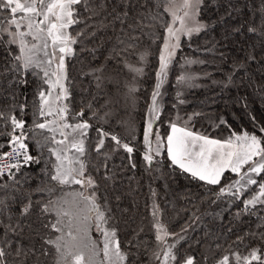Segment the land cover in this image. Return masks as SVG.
I'll return each instance as SVG.
<instances>
[{"label": "trees", "instance_id": "obj_1", "mask_svg": "<svg viewBox=\"0 0 264 264\" xmlns=\"http://www.w3.org/2000/svg\"><path fill=\"white\" fill-rule=\"evenodd\" d=\"M132 2L136 7L130 14L129 22L135 20L141 25L132 33L139 39L129 41L127 34L121 33L118 22L115 25L109 23L106 27H97L95 36L84 40L83 45L74 46L76 55L67 61L72 109L80 111L91 103L92 110L87 112V116L91 118L92 113L96 112L101 119H91L90 122L95 127H103L116 134L135 149L132 162L136 167H130L126 153H116L110 161L115 178L101 189L110 201L121 246L130 252L132 264H153V253L160 249L152 228L158 218L167 232L175 234L167 236L164 245H175L173 252L181 260L185 256H193L196 264H216L223 255L231 252L248 255L254 247L264 251V240L261 239L264 236V219H261L264 217V206L257 205L251 208L250 213L243 212L240 200L229 195L218 198L219 185H207L191 178L190 174L178 167H170L163 149L159 158L162 163L151 171L147 170L142 158L145 151L144 117L155 85L157 52L168 24L165 10L167 0ZM198 20L201 30L181 41L172 60L166 77L160 119L154 122L153 129L164 138L169 133L170 123L179 115L182 120L193 117L189 123L191 130L212 138L223 140L229 138L232 132L242 134L244 131L264 138V133L259 130V126H264V0H203ZM250 28L255 31H249ZM120 40L125 43L120 44ZM129 43L134 47L129 48ZM141 52L148 55L136 91L134 114L138 130L133 139H128L117 116L104 122L105 102L112 84H106L99 73L110 72L121 77L124 65L136 62ZM7 59L10 58L0 47V72ZM184 64L191 65L199 80L180 97L176 79ZM24 79L26 83L11 73L0 75V112L6 116L15 115L26 122L27 151L34 157H40V163H20L19 170L12 169L15 179L8 175L0 178V184L8 185L0 188V199L6 200L9 206L0 219L8 223L6 217L11 215V223L15 225L17 221L20 222L23 231L19 236L12 237L13 242L18 240L25 248L33 245L39 248L42 241L35 234V224L28 227L30 221H35V216L21 219L18 210L29 194L33 200L48 199V193H36L34 190L38 186L51 187L43 171L49 159L48 146L41 148L37 144L38 140L43 143L44 135L50 134L34 129V121L42 122L45 119L37 113L41 80L32 74ZM43 88L47 90V85H43ZM180 100L184 103L180 104ZM21 104L25 105L23 111L19 107ZM9 132L10 124L0 120V153L11 147ZM96 136L95 130H90L92 143ZM92 156V162L97 163L95 153ZM224 177L223 185L239 179L229 171L225 172ZM254 178L258 181L261 179L259 176ZM74 187L79 189L78 185ZM67 189H57L51 198L55 199ZM250 190L258 191V186L244 189L245 195L241 199L250 198ZM153 191L155 196L152 195ZM116 196L120 197L118 201ZM154 203L160 210L157 217L152 215ZM238 237L243 238V243H234ZM41 259L43 264H55L54 255ZM231 264H235V261Z\"/></svg>", "mask_w": 264, "mask_h": 264}, {"label": "snow or ice", "instance_id": "obj_2", "mask_svg": "<svg viewBox=\"0 0 264 264\" xmlns=\"http://www.w3.org/2000/svg\"><path fill=\"white\" fill-rule=\"evenodd\" d=\"M202 2L203 0H181L179 7L184 9L183 16H177L175 11L172 15L173 23L179 20L182 29L165 26L167 34L163 37L156 83L151 93L148 108L150 118L144 129L145 151L142 158L147 170L151 171L162 163L159 158L163 149L170 167H178L190 174L191 178L207 185H219L216 194L218 198L232 196L241 201L243 212L250 213L251 208L264 206V138L247 131L242 134L232 132L229 138L223 140L212 138L191 130V116L184 126L170 123V132L166 138L153 130L154 122L160 119V89L169 64L180 47V33L191 37L194 32L200 31L202 26L190 28L185 25V21ZM135 7L132 0H0V47L10 58L5 60L0 75L11 73L20 77L22 83L27 82L24 77L28 74L41 80L37 113L45 119L42 122L34 121V129L50 134L44 135L43 143L38 140L37 144L41 148L48 146L49 159L43 171L51 184V187L38 186L34 190L36 193H48V199L33 200L29 194L18 210L21 219L35 216V221H30L28 227L35 224V234L42 241L40 247L33 245L25 248L18 240L13 242L12 237L19 236L23 229L19 221L15 225L11 223L12 216L8 215V223L0 219V264H43L41 258L50 255L55 256V264H132L130 252L121 246L108 196L101 189L115 178L116 173L112 171L110 161L116 153H126L130 167H136L132 162L135 149L116 134L103 127H95L90 122L91 119H101L96 112L92 113L91 118L87 116V112L92 110L91 103L80 111L72 109L67 61L76 55L74 46L83 45L84 40L95 36L97 27H106L109 23L115 25L118 22L121 33L127 34L129 41L139 39L132 33L141 25L135 20L129 22ZM169 7L175 8L176 0H169ZM80 25L83 27H78ZM249 31L255 29L250 28ZM119 43L124 44L125 41L120 40ZM128 47L132 48L134 45L129 43ZM81 50H84L83 47ZM147 55V52L140 54L138 63L143 62ZM127 67L137 76L143 73L142 67ZM189 79L191 77H179L180 81ZM43 85H47V90ZM136 91L135 87L129 88L130 94ZM179 103L183 104L184 101L180 100ZM19 107L23 111L25 105L21 104ZM0 120L11 126V132L7 134L16 157L22 159L25 165L40 163V157H34L27 151L26 122L17 119L15 115L6 116L4 112H0ZM93 129L97 133L94 143L89 137V132ZM259 130L264 133V126H259ZM93 153L97 163L92 162ZM9 155L4 153L0 158H7ZM5 167L8 168L7 173L4 172ZM20 167L19 163L0 166V178L8 175L15 179L12 169L19 170ZM226 171L235 173L239 179L223 185L221 182ZM254 176H259L260 181ZM73 185H78L79 189L51 198L57 189L63 190ZM252 185L258 186V191L250 190V198L241 199L245 195L243 190ZM6 187L7 184H0V188ZM152 195H156L155 191ZM115 199L118 201L120 197L116 196ZM8 210L6 200L0 199V216ZM158 214L159 206L154 203L152 215L157 217ZM155 227L157 241L164 242V237L175 235L167 232L159 223ZM93 232L98 235V239L93 238ZM261 239L264 240V236ZM234 243H243V238L238 237ZM173 248L175 245H168L164 249L162 260L159 252L153 253V258L161 260V264H169V261L175 264H196L193 256H185L181 260L173 252ZM233 260L235 264H264V251L254 247L248 255L231 252L223 255L216 264H231Z\"/></svg>", "mask_w": 264, "mask_h": 264}, {"label": "rangeland", "instance_id": "obj_3", "mask_svg": "<svg viewBox=\"0 0 264 264\" xmlns=\"http://www.w3.org/2000/svg\"><path fill=\"white\" fill-rule=\"evenodd\" d=\"M180 4H181V0H176V7L170 8L169 7V0H167L166 6H165V10L167 9L166 13L168 16V24L167 25L172 26L174 29H182V27H183L180 24L179 20H176L175 23H173V15H172L173 11H175L177 16L182 17L184 14V9L179 7ZM199 8H200V6L194 12L190 13L189 19H186L185 25L187 27L194 28V27L201 26V23L198 20ZM201 28L202 27H200V30H201ZM166 34L167 33H166V28H165L164 33H163V37ZM195 34H196V32H194L192 34V36ZM163 37H162V40H161V43L159 45V49L157 52V68H156V71L159 68V55H160V51L163 48ZM185 38H189V36H187V35L183 34V32H181L180 33V43ZM142 53H144V52H141V54ZM139 57H140V55H139ZM139 57H138L136 62L127 63L124 65L123 73H122L121 77L117 76L113 73H110V72H108L107 74L103 73V72L99 73V77H101L103 79V81L105 80L106 84H112L110 95L106 98V102H105L106 109L103 113L104 122L112 119L115 116H117V118H118L117 120H119L118 123L121 125V127L123 129V133H124L125 137L128 139H133L136 136V132L138 130V123H137V120H136L135 114H134L136 112V104H137L136 92L134 94H130L129 88L135 87L136 89H138L141 77L144 74V68H145L147 57L143 62L138 63ZM171 63L169 64L168 71L170 69ZM188 64H190V63H188ZM127 65H135L137 67H142L143 73L141 75L137 76L128 70ZM180 68H181V70L179 71L180 74H179L178 78L176 79V82H177V91H178L179 96L181 97V95H183L186 90H188L191 86H193L195 84L196 81L199 80L198 79L199 76H197L192 71L193 69H191V65L186 66V64H184ZM156 71H155V83H156ZM168 71H167V74H168ZM181 76L191 77V79L186 80V81H180L179 77H181ZM165 84H166V78H165L164 84L162 85V87L160 89L161 95L158 97V102L161 106V109H162V105H163ZM153 90H154V87H153ZM150 104H151V101H150ZM149 105H148L147 109L145 110L143 135H144V129L146 127L147 121L150 118V114L148 112ZM180 118L181 117L179 115H176V118H174L171 123L174 122L180 126H184V123L186 120H182ZM169 132H170V128H169ZM164 138H166V136ZM153 146H155V145H153ZM73 189H77V187H74V185L71 187H68V189L61 192L59 194V196L64 195L65 192H71ZM67 198L71 199V197H67ZM159 212H160V210H159ZM157 223L161 224L159 222L158 218L155 219V221L152 224V228H153L155 237L157 234V229H156L155 225ZM92 236H93V238L98 239V235L95 232L92 233ZM166 237H164V242L157 241L159 243V246H160V249L158 252L160 253L161 256H163V251L168 246V245H166V246L164 245ZM162 259H163V257H161V260ZM161 260L155 259L153 264H161ZM169 264H175V262L169 261Z\"/></svg>", "mask_w": 264, "mask_h": 264}, {"label": "built area", "instance_id": "obj_4", "mask_svg": "<svg viewBox=\"0 0 264 264\" xmlns=\"http://www.w3.org/2000/svg\"><path fill=\"white\" fill-rule=\"evenodd\" d=\"M4 153H9L10 155L7 158H0V166L3 165H10L12 163H22V159H19L16 157L15 153L12 150V146L9 147L7 150H5L4 152L0 153V157H3ZM4 172L7 173L8 172V168H4Z\"/></svg>", "mask_w": 264, "mask_h": 264}]
</instances>
